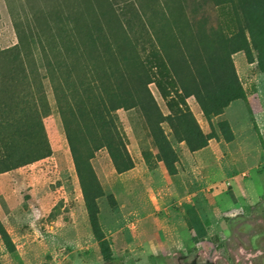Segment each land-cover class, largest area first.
Segmentation results:
<instances>
[{
  "label": "trees",
  "instance_id": "obj_1",
  "mask_svg": "<svg viewBox=\"0 0 264 264\" xmlns=\"http://www.w3.org/2000/svg\"><path fill=\"white\" fill-rule=\"evenodd\" d=\"M68 1L28 0L27 26L15 21L19 44L0 51V174L51 154L42 124L49 115L44 78L30 43L35 38L83 186L91 232L104 264H111L116 260L98 205L104 192L89 160L93 151L106 148L120 173L132 169L114 114L141 112L157 162L175 176L178 155L162 125L168 124L176 141L191 153L219 139L214 128L203 133L187 100L195 98L207 122L231 103L246 101L232 56L243 53L248 64L256 63L264 73V0H95L96 6L90 7L86 3L92 0L77 5ZM212 15L215 26L209 25ZM151 85L168 115L161 112ZM218 130L227 142L233 141L228 122L219 123ZM85 132L91 150L82 161L79 136ZM145 160L155 168L147 154ZM189 215L193 241L203 240L207 230L202 220L193 209ZM0 238L15 255L16 246L1 220Z\"/></svg>",
  "mask_w": 264,
  "mask_h": 264
},
{
  "label": "rangeland",
  "instance_id": "obj_2",
  "mask_svg": "<svg viewBox=\"0 0 264 264\" xmlns=\"http://www.w3.org/2000/svg\"><path fill=\"white\" fill-rule=\"evenodd\" d=\"M77 1L81 0L68 2ZM89 4L96 6L95 0ZM28 14V0H0V51L19 44L15 21L26 27ZM209 23L216 25L214 15ZM30 43L44 78L49 115L42 124L51 154L0 174V220L16 246V254L10 255L0 238L1 264H104L40 48L35 38ZM232 62L246 101L231 103L207 122L195 98L187 100L203 133L214 128L218 140L191 153L185 143L176 141L168 124L162 125L178 155L175 176L157 162L141 112L114 114L132 169L120 173L106 148L93 151L89 160L104 192L98 205L116 260L111 264H264V73L256 63L248 64L243 53L233 55ZM150 89L161 112L168 115L154 85ZM224 121L230 125L232 142L218 130ZM79 139L85 161L90 137L85 132ZM146 154L156 164L154 169L148 167ZM82 173L88 174L85 167ZM192 209L207 230L197 242L188 227Z\"/></svg>",
  "mask_w": 264,
  "mask_h": 264
}]
</instances>
